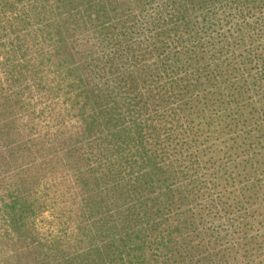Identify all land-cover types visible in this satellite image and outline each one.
I'll use <instances>...</instances> for the list:
<instances>
[{
  "label": "trees",
  "instance_id": "16d2710c",
  "mask_svg": "<svg viewBox=\"0 0 264 264\" xmlns=\"http://www.w3.org/2000/svg\"><path fill=\"white\" fill-rule=\"evenodd\" d=\"M18 9L0 0V30L13 41L1 159L23 146L12 134L17 88L48 70L80 128L42 150L75 177L83 250L39 239L35 177L26 178L3 200L15 264H264V212L250 209L264 190V0Z\"/></svg>",
  "mask_w": 264,
  "mask_h": 264
},
{
  "label": "rangeland",
  "instance_id": "374dc122",
  "mask_svg": "<svg viewBox=\"0 0 264 264\" xmlns=\"http://www.w3.org/2000/svg\"><path fill=\"white\" fill-rule=\"evenodd\" d=\"M17 14L24 16L23 5L29 0H15ZM12 13H8L10 18ZM5 16H1L2 24L7 27ZM20 19V17H18ZM1 26V23H0ZM4 36V37H2ZM12 39L8 29L0 30V92L8 91L11 81L5 82V65L12 57ZM41 46L38 41L26 45L29 52L37 51ZM32 50V51H31ZM42 83H33L24 80L18 87L19 105L12 126L15 142L23 143L21 150L13 152L8 150L7 155L1 159L0 153V264H15L14 234L9 230L5 219L3 200L6 198L7 189L22 179L34 178V195L39 200L40 207L34 217V232L40 240L56 241V247L63 252L73 254L75 250H83L78 242L79 213V188L75 177L71 175L63 164L56 163L57 158L50 162L49 156L43 152L50 141L60 135L62 142L66 141L72 133L80 128V124L70 116L68 108L64 105L63 98L56 93L57 84L48 70L43 69ZM3 102V99L0 98ZM1 117V116H0ZM47 143V144H46ZM264 181V180H263ZM262 181V182H263ZM264 183V182H263ZM258 189V188H257ZM236 191V189H234ZM254 191V190H252ZM257 191V190H255ZM254 196L253 206L250 209L264 212V190ZM256 234L261 231L255 230ZM264 259V255L261 257Z\"/></svg>",
  "mask_w": 264,
  "mask_h": 264
}]
</instances>
